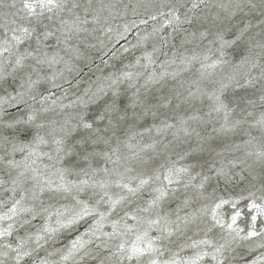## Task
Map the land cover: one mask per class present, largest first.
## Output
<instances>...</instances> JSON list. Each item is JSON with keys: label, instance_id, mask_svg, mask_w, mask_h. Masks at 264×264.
I'll use <instances>...</instances> for the list:
<instances>
[{"label": "snow or ice", "instance_id": "snow-or-ice-1", "mask_svg": "<svg viewBox=\"0 0 264 264\" xmlns=\"http://www.w3.org/2000/svg\"><path fill=\"white\" fill-rule=\"evenodd\" d=\"M0 264H264V0H0Z\"/></svg>", "mask_w": 264, "mask_h": 264}]
</instances>
